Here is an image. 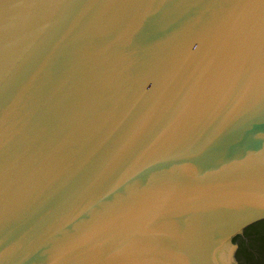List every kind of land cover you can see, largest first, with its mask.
<instances>
[{
	"label": "water",
	"instance_id": "obj_1",
	"mask_svg": "<svg viewBox=\"0 0 264 264\" xmlns=\"http://www.w3.org/2000/svg\"><path fill=\"white\" fill-rule=\"evenodd\" d=\"M262 219L264 0H0V264H264Z\"/></svg>",
	"mask_w": 264,
	"mask_h": 264
},
{
	"label": "flooded vegetation",
	"instance_id": "obj_2",
	"mask_svg": "<svg viewBox=\"0 0 264 264\" xmlns=\"http://www.w3.org/2000/svg\"><path fill=\"white\" fill-rule=\"evenodd\" d=\"M249 229H251L252 233L255 234V235H261L262 237L264 236V219L260 220V221H257L253 224H251L250 226H248ZM245 231V230H244ZM249 240V234L247 233H244L240 235V238L235 241L236 245H237V249H236V252L240 246V243L241 241L243 242H247Z\"/></svg>",
	"mask_w": 264,
	"mask_h": 264
},
{
	"label": "trees",
	"instance_id": "obj_3",
	"mask_svg": "<svg viewBox=\"0 0 264 264\" xmlns=\"http://www.w3.org/2000/svg\"><path fill=\"white\" fill-rule=\"evenodd\" d=\"M249 230H250L249 227H247V228L245 229L244 233L247 234V233L249 232ZM239 238H240V235L236 236V237L234 238V242L237 241ZM239 243H240V245H241V244L243 243V241H241V242H239ZM239 247H240V246H239ZM237 251H238V252H236V255L239 254L240 249L238 248ZM237 256H238V255H237Z\"/></svg>",
	"mask_w": 264,
	"mask_h": 264
}]
</instances>
